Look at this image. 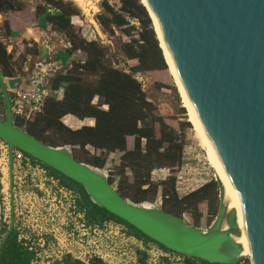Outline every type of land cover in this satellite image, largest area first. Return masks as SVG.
<instances>
[{"label": "water", "instance_id": "obj_1", "mask_svg": "<svg viewBox=\"0 0 264 264\" xmlns=\"http://www.w3.org/2000/svg\"><path fill=\"white\" fill-rule=\"evenodd\" d=\"M146 2L236 190V213L226 212L221 185L217 215L206 232L172 214L124 200L100 169L75 160L68 147L44 145L14 126L0 72L5 104L0 140L7 146L10 190L17 150L80 185L93 204L149 240L186 258L240 264L243 251L231 237L238 235L237 217L247 232L252 264H264V0ZM224 221L227 230L222 231ZM12 229L13 221L0 249Z\"/></svg>", "mask_w": 264, "mask_h": 264}, {"label": "trees", "instance_id": "obj_2", "mask_svg": "<svg viewBox=\"0 0 264 264\" xmlns=\"http://www.w3.org/2000/svg\"><path fill=\"white\" fill-rule=\"evenodd\" d=\"M31 1L40 3L35 7L36 15H44L52 30L65 37L70 46L69 54L77 52L84 58L73 61L70 68L65 69V72L61 70L51 80L50 86L53 90H57L60 84L66 85L60 101L46 98L41 112L34 114L27 121L14 118V126L44 145L53 148L68 147L72 154L75 151L80 152L82 161H78L73 155L74 159L96 169L104 168L110 153L120 152L116 175L121 177V180L118 182L117 192L124 200L135 205L152 204L161 188L163 203L172 202L174 205L164 211L165 213L179 217L184 213L193 212L196 213L195 223H198L200 219L198 205L208 203L211 214L216 217L214 206L220 193L217 181L211 180L183 197L176 193L175 177L170 175L156 184L151 181L150 174L153 170L166 168L173 171L181 166L184 140L181 131L170 127L156 113L153 104L147 100L140 83L135 79L137 73H151L168 68L153 24L141 0H114L120 4L119 10H115L107 0H103L100 4L101 12L95 17L98 26L108 35H114L115 30L129 35L128 30H124L129 24L127 18L135 20L140 25L137 39L132 38L129 42L118 43L119 57L125 61L135 60L138 63L134 67L126 66V69H119L117 64L113 66L108 62L109 48L97 41L84 40L74 30L71 19L77 16L78 12L71 3L63 0ZM22 9L17 0H0L1 16L8 12H20ZM2 27L4 34L9 36L7 20L2 21ZM13 65L11 55L7 53L0 39V72L3 78L13 77ZM0 113L5 117L2 91ZM67 115L79 120L93 119L94 125L70 129L62 122ZM180 126L183 131V125ZM127 137L133 138L131 150L126 147ZM87 147L99 151V154L90 153ZM27 157L34 165L44 169L47 176L55 180L61 188L76 195V208L83 215L87 227L100 228L109 221L118 223L124 225L136 239L142 240L144 246L151 243L165 252L172 253L93 204L77 183ZM126 171L132 175L131 182ZM108 182L113 185L111 178H108ZM0 233H3V228ZM7 233L8 230L5 231V236ZM138 254L145 257L142 252ZM180 257L183 264H210ZM34 258V252L17 240V233L12 229L0 249V264H34ZM140 263L144 264L143 261ZM59 264L103 263L96 257L85 263L66 255Z\"/></svg>", "mask_w": 264, "mask_h": 264}, {"label": "rangeland", "instance_id": "obj_3", "mask_svg": "<svg viewBox=\"0 0 264 264\" xmlns=\"http://www.w3.org/2000/svg\"><path fill=\"white\" fill-rule=\"evenodd\" d=\"M63 1L71 3L78 12V15L71 19L74 30L84 40L97 41L109 48V63L113 66L117 64L119 69H126V66H137V61L127 63L124 58L119 57L118 50L119 42H129L132 38L137 39L140 25L135 20L127 18L129 24L124 30H128L129 35H124L120 30H115L114 35H108L95 21V17L101 12L100 4L103 0ZM107 1L115 10L120 9L117 1ZM17 2L23 8L19 19L27 21L28 27H31L34 15L30 9L33 10L40 3L31 0H17ZM4 18L6 19V16L0 18V39L7 53L11 55L15 67L14 75L16 72L20 73L22 68L30 71L33 65L42 59L36 48L37 45L31 38L23 42L24 44L22 43L23 38L19 33L22 27L20 21L17 20L12 21L15 27L12 31L14 36L11 35L8 38L2 27ZM44 41L48 45L55 43L56 50L62 48L63 41L56 39V36L48 34ZM26 54L29 55L26 56ZM135 79L140 83L147 100L153 104L156 113L170 127L181 131V136H183L182 164L173 171L169 170L170 175L176 179L177 195L183 197L211 180L219 184L206 145L200 133L189 121L188 109L174 85L168 68L151 73H137ZM3 118L4 114L0 113V120ZM180 124L184 127L183 131ZM129 142L133 143V138H130ZM0 147V230L3 228V233H0V242L13 221V230L17 233V240L35 254L34 264H59L66 255L85 263L94 257L99 258L103 264H141V261L144 264L184 263L182 258L179 260H176L177 258L175 260L155 258L147 246L143 245L142 248H138L132 245L135 244L134 241L126 240L114 228L105 225L100 228L87 227L83 221V215L76 208V195L61 188L55 180L47 176L46 172H39L24 166L13 167L11 191L7 154L4 151L6 148L3 144ZM69 150L71 151L70 148ZM72 155L78 161H82L83 157L80 152L75 151ZM120 156V154L108 156L104 168L100 169L107 178L113 180L112 187L116 191L118 182L121 180V177L116 175ZM126 172L131 182L132 175L129 171ZM219 202L218 195L214 206L216 215ZM146 206L164 212L174 205L172 202L163 203L160 188L155 201ZM198 213L200 215L198 223H195L196 213L193 212L184 213L179 218L184 220L188 226L206 232L215 219L211 214L210 205L208 203L199 204ZM130 252H134L135 259ZM138 252L144 253L145 257L139 255ZM162 252L165 251L162 250ZM242 261L249 263L251 259L249 256H244Z\"/></svg>", "mask_w": 264, "mask_h": 264}, {"label": "built area", "instance_id": "obj_4", "mask_svg": "<svg viewBox=\"0 0 264 264\" xmlns=\"http://www.w3.org/2000/svg\"><path fill=\"white\" fill-rule=\"evenodd\" d=\"M60 71L61 68L52 56H48L47 58H42L37 61L31 70L28 71L20 86L10 97L11 113L13 118H20L27 121L34 114L41 112L44 102L46 98H48L51 90V80ZM1 144L5 145L6 149L4 151L7 154L6 144L0 140V146ZM21 166L34 169L39 172H46L39 165H34L32 161L23 153L14 150L13 167L21 168ZM169 176V169L166 168L153 170L150 174L152 182H162ZM104 225L118 230L121 236L125 237L126 240L134 241L135 244L132 245L137 246L138 248H142L144 245L142 241H138L134 236H132L124 225L111 221L106 222ZM146 246L151 250V255L153 257L155 256V258L163 257L170 260H175V258H177L176 260H179V258H181L174 253L162 252V249L160 250V248L155 244L149 243ZM130 255L133 256V259H135L134 252H130ZM240 264H252V262L250 261L249 263H244L242 261Z\"/></svg>", "mask_w": 264, "mask_h": 264}, {"label": "crops", "instance_id": "obj_5", "mask_svg": "<svg viewBox=\"0 0 264 264\" xmlns=\"http://www.w3.org/2000/svg\"><path fill=\"white\" fill-rule=\"evenodd\" d=\"M30 11L33 13L34 17L32 20V26L28 27V23L27 21H23V19H19L21 17L20 12H8L6 13V15L1 16L0 18H3L6 16L8 25H9V30H10V35L7 36L8 38L12 36H14V33L12 32L13 29H15V27L13 26V22L12 21H20V26L22 27L21 31L19 32L21 37L23 38L22 43L23 42H27L28 39H32L33 43L35 45H37V50L40 56H42V58H47L48 56L54 57V59L56 60V62L58 63V66L61 68V70H63L65 72V69L70 68L71 67V62L72 61H77L82 59L81 55L77 52L69 54V50H70V46L67 42V40L65 39V37L59 33H56L52 30L51 26L46 22V18L44 15H36L35 13V8H33V10L30 9ZM3 21V20H2ZM14 21V22H15ZM16 25V23H15ZM52 35V36H56V39H60V41H63L62 44V48L59 50H56V46L55 43H50L51 45H48L46 43V41H44V39H47V35ZM24 44V43H23ZM29 54H26V56ZM29 57V56H28ZM37 57V56H36ZM135 60L132 61H127L128 62H133ZM132 67V66H129ZM13 69L15 71V67L13 66ZM28 69H24L22 68L21 72L17 74V72L15 73V75H13V77L11 78H3L4 81V85L6 86V91L9 95V97H11L13 95V93L16 91V89L20 86L21 82L24 80V77L27 74ZM66 85L65 84H60L59 88L57 90H53L51 89L49 92V98L60 101L63 98V92L65 89ZM62 122L64 123L65 126H67L70 129L76 130L79 129L83 126H90L92 127L94 125V120L93 119H84V120H79L71 115H67L62 119ZM132 137H127L126 138V147L128 150H131L133 147V143L129 142V139ZM91 149V150H89ZM87 150L89 152H91L92 154H99V151H95L93 150L91 147H87ZM120 154V152H114V153H110V155H117ZM138 241H142L137 239Z\"/></svg>", "mask_w": 264, "mask_h": 264}, {"label": "bare ground", "instance_id": "obj_6", "mask_svg": "<svg viewBox=\"0 0 264 264\" xmlns=\"http://www.w3.org/2000/svg\"><path fill=\"white\" fill-rule=\"evenodd\" d=\"M141 3L147 8L150 17L152 19L153 22V27L154 30L157 34V38L159 41V44L161 46L162 52H163V57L165 59L166 65L169 68L170 74L173 77V81H174V85L175 87H177L178 91L180 92L186 107L188 109V115H189V121L193 124V126L196 128V130L200 133L206 148H207V152L209 154V159L211 161V165L215 171L216 177L221 185V189H222V201L223 204L226 208V212L228 213L229 211L233 210L236 213V190L234 188V186L232 185V182L228 176V174L225 171V168L222 164V161L217 153V150L213 144V142L211 141V139L209 138V136L207 135L198 115L197 112L192 104V102L190 101L186 90L180 80V77L177 73V70L175 68L174 62L172 60L171 54L169 53L168 49L165 46V43L163 41V38L161 36L160 33V29L158 26V23L156 21V18L154 17V15L152 14L150 8L148 7V4L146 2V0H141ZM236 223L238 226V235L236 236L235 234H231V237L234 239V241L242 248V255L243 256H249L250 259L252 258V253H251V248H250V244L248 241V236H247V232L245 230H243L238 222H237V217H236ZM221 230L225 231L227 230V226L225 224V221L223 222L222 226H221Z\"/></svg>", "mask_w": 264, "mask_h": 264}]
</instances>
